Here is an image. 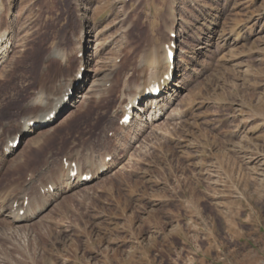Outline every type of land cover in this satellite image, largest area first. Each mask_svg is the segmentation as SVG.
I'll return each instance as SVG.
<instances>
[{"label":"rangeland","instance_id":"obj_1","mask_svg":"<svg viewBox=\"0 0 264 264\" xmlns=\"http://www.w3.org/2000/svg\"><path fill=\"white\" fill-rule=\"evenodd\" d=\"M80 13L103 31L93 71L102 76L119 54L118 64L126 59L110 79L116 89L105 122L89 132V121L78 135L60 131L30 167L1 179L12 157L5 141L22 114L2 116L5 100L29 79L33 47L72 49ZM59 27L65 41L51 38ZM0 28L14 32L15 42L13 67L0 75V230L31 224L22 236L0 237V264H264V0H0ZM166 43L176 44L175 77L188 93L171 120L151 123L158 126L131 148L129 137L106 162L122 110L112 132L97 137V130L108 127L119 92L139 83V61ZM77 63L64 74L74 75ZM87 156H101L107 170L84 194L67 169L81 170ZM11 210L23 222L4 217ZM48 211L51 222L32 224Z\"/></svg>","mask_w":264,"mask_h":264},{"label":"bare ground","instance_id":"obj_2","mask_svg":"<svg viewBox=\"0 0 264 264\" xmlns=\"http://www.w3.org/2000/svg\"><path fill=\"white\" fill-rule=\"evenodd\" d=\"M78 16L82 18V21L80 22V27L78 28L76 35L72 36L70 39L72 49L70 51L69 49L64 50V47H59L58 43H51V46H46L47 48L44 52L43 47H41L40 44H37L38 46L33 47L31 54L29 55L31 59L28 70L29 79L17 84V89L14 91L15 93L12 92L9 95L8 99L5 100V105L0 103V110L3 105V111H1L2 116L6 113H8L9 116L22 113L19 115V130L16 133L7 136V140L5 141L3 149L4 154L11 155L12 157L7 159L6 165L3 168L4 171L2 173L1 179H3L6 174L12 171H18L19 169L23 170L24 168L26 169L30 167L32 163L40 156V154L48 146L53 144L54 137L58 135L60 131L65 132L66 129L69 130V132L74 131V133H77L78 135V133L82 130V126L87 125L89 121L92 124V126H90L88 129L89 132L95 130L98 124L103 125L105 122V120H102V118L105 117L102 116L105 115V107H108L107 105L109 102H111L112 95L116 89V83L113 81L111 82L110 79L116 73V71H120V69L125 66L126 59L121 60L119 62L120 64H118L117 60L121 56V54H119L120 56L115 58V63L113 62L114 64L111 65V68H106L107 70H105V74L103 71L102 74L104 75L101 76L100 74L95 73L97 72L95 70L99 69L95 68L94 72V66L98 63V61L102 62L101 59L98 61L96 59L100 57L99 55H102V47L105 46L102 43H98V38L103 31L100 30L95 32L97 29L94 26L95 23L89 22L83 13H80V15L78 14ZM128 27H126V31L128 30ZM64 29V27H59L58 30L52 33L51 38L57 36L58 38L60 37V39L65 41ZM13 34L14 32L11 30L0 28V75L3 74L5 68L8 66L9 68L13 67V59L9 60L10 49H12L15 45V42L12 41L14 40L12 39ZM24 36L26 35L24 34ZM49 37L50 35H48L47 38L49 39ZM170 44L173 43L163 44L160 48H157L156 51L150 53L147 57H143L139 61L138 66H140H137L139 69L137 74L140 79H138L139 83L133 87V92L131 93L129 92V87L126 86L128 84H125V81L130 77V73L127 72L126 75L124 74L122 79L123 81H121L123 82L122 85L124 87L126 86L127 88H123L122 86L125 92H123V89V91L121 90V92H119L121 96L119 97L120 100L118 107L109 111L108 127H106L105 132L102 129L97 130L96 135L98 137V135L100 136L101 134L104 135L108 132H112V121L117 118L119 112L122 110V115L119 120L120 122L124 117L127 108L131 107L130 111L132 112L133 118L130 124H121L122 132L115 134V140H118V142L113 147L115 148L113 153L108 152L107 154H104L106 158L113 154V159L111 161L118 157V152H120L121 148L127 144L129 137H135L132 142H129V148H131V144H136V142H138V140H136L138 138L136 137H139V135L149 131V128L152 129L155 126H158L154 124L150 126L151 123L156 124L161 118H164L165 120L172 119L173 109L171 110V108L179 101L181 94L185 92L186 89H184V86L176 80L175 74L177 71V64H175L174 70L169 72L168 57L165 46ZM73 56L75 59H72ZM73 60L78 62L77 64L79 65L76 73L72 76L65 75L64 70L69 67ZM135 66L136 65H133V67H131V71L135 70ZM103 67L105 68V66ZM52 68H56L57 73L51 74ZM79 68L85 69L82 81H78L76 78L80 71ZM102 70L104 69L102 68ZM91 72H94V74L92 79L89 80V73ZM166 77H168V79H165ZM155 83H157L160 87V94L156 97L146 96V90L151 84ZM136 102H138V105H136ZM94 108H97L99 113L94 112L93 118L90 114ZM14 126H16V124H14ZM156 129L158 130V128ZM65 133L68 132L66 131ZM147 133L149 134L150 132ZM23 136L29 137L21 140L22 145L20 148V145L16 149L10 146L17 140V138ZM123 137H125V142H121V140L118 139H123ZM95 140L98 142L97 138H95ZM77 147L78 146L72 148L71 150L74 151L77 149ZM97 158L87 156L85 161L80 165L81 170L76 169L77 175L75 177H71L70 175L74 169H67L68 179L70 182H81L82 188L77 190V192L84 194L87 192L89 193L97 184V180L100 179L101 175H103L105 170H107L102 162L103 159L100 160L102 157L99 156ZM84 177L91 178L89 181H87L83 179ZM50 190L54 192L52 199V202L54 203L58 190L55 187H51ZM2 211H4L3 207H1V213L3 214ZM50 216L51 213L48 211L32 224L34 226L40 227L45 222H51ZM4 217L11 220V222L14 224H20L23 222V218L16 210H11L8 214L4 215ZM31 218L36 219L35 216ZM30 226L31 224L21 225L15 227L14 229L0 230V237H7L10 239L12 236H22L25 234V230H27Z\"/></svg>","mask_w":264,"mask_h":264}]
</instances>
